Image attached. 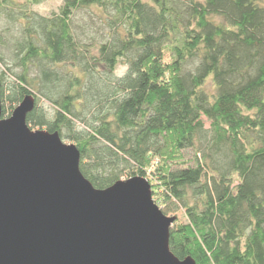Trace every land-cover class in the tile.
Masks as SVG:
<instances>
[{
    "label": "trees",
    "instance_id": "trees-1",
    "mask_svg": "<svg viewBox=\"0 0 264 264\" xmlns=\"http://www.w3.org/2000/svg\"><path fill=\"white\" fill-rule=\"evenodd\" d=\"M45 1L0 0L2 117L31 94L28 125L73 141L96 187L155 182L164 213L182 211L180 259L264 264L262 0Z\"/></svg>",
    "mask_w": 264,
    "mask_h": 264
},
{
    "label": "water",
    "instance_id": "water-1",
    "mask_svg": "<svg viewBox=\"0 0 264 264\" xmlns=\"http://www.w3.org/2000/svg\"><path fill=\"white\" fill-rule=\"evenodd\" d=\"M1 86L0 264H196L171 250L176 216L156 203L146 177L96 187L75 143L30 128L33 95L2 117Z\"/></svg>",
    "mask_w": 264,
    "mask_h": 264
},
{
    "label": "rangeland",
    "instance_id": "rangeland-1",
    "mask_svg": "<svg viewBox=\"0 0 264 264\" xmlns=\"http://www.w3.org/2000/svg\"><path fill=\"white\" fill-rule=\"evenodd\" d=\"M62 1L63 0H46L42 4L36 6L35 8L42 14H50L52 11L58 10L59 6L62 4ZM261 3L264 5V0H262ZM6 14L7 13H1L0 12V36L3 35V38H5V39H7V33L4 31V28H5V25L10 24V22H8V19L6 18ZM1 47H2L1 49L6 53V56L8 57L7 61H8V64L11 66V68H13V70H15L16 72H20V67L16 66L14 61L8 56V53H9L8 46L4 45ZM3 70L8 71L6 66L0 61V71H3ZM124 70H125V66L123 64L120 65L119 72L122 73ZM8 73L9 72H7V75H9ZM39 102H40L39 105H42L45 109H48L49 111L52 110V108H51L52 104L49 103L48 101H46L45 99H41ZM18 104L19 103L15 104L13 106V104L11 105V104L6 103L5 106H6L7 113H6L5 117L10 116ZM29 126L33 130L42 129V128H38V127H33L32 125H29ZM206 126L209 127V122L206 123ZM65 142L73 143V141H70L67 139H65ZM193 151L194 150L192 148L187 149L186 150V156L191 157L193 155ZM122 179H126V177H122ZM148 181L151 183L152 189H156L157 186L154 187V185H156V183L154 182V185H153V183L149 179H148ZM157 191L160 192V190H158V188H157ZM152 193H153V190H152ZM153 198L156 201V203L161 207V209H163L164 208L163 203L162 202L160 203L159 201L157 202V199L159 198V196L153 194ZM169 215H176L177 219H180L181 215H182V211L180 210V211H177L175 213H170Z\"/></svg>",
    "mask_w": 264,
    "mask_h": 264
}]
</instances>
